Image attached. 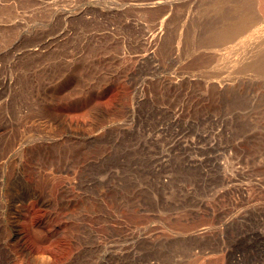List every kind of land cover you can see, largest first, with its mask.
<instances>
[{"label": "rangeland", "instance_id": "obj_1", "mask_svg": "<svg viewBox=\"0 0 264 264\" xmlns=\"http://www.w3.org/2000/svg\"><path fill=\"white\" fill-rule=\"evenodd\" d=\"M263 31L264 0H0V264H264Z\"/></svg>", "mask_w": 264, "mask_h": 264}, {"label": "bare ground", "instance_id": "obj_2", "mask_svg": "<svg viewBox=\"0 0 264 264\" xmlns=\"http://www.w3.org/2000/svg\"><path fill=\"white\" fill-rule=\"evenodd\" d=\"M185 1H187V0H185ZM190 1H192V0H190ZM160 3L159 2H153V3H150V5H152V7L151 6H149V4H144V3H137V4H134V5H132L131 7H133V8H136V9H149V8H154V7H159L160 5H159ZM163 5V4H162ZM259 17V16H258ZM259 19V18H258ZM254 20H256V19H254ZM262 20V19H261ZM260 21V20H259ZM263 21V20H262ZM253 22V21H252ZM256 23V22H255ZM259 22H257V24H258ZM254 24V23H253ZM254 25H256V24H254ZM263 25V24H262ZM261 25V26H262ZM251 26V28L253 27L252 25H250ZM258 26V25H257ZM260 26V25H259ZM249 27V26H248ZM249 29V28H248ZM248 29H245L244 28V30H248ZM256 30V29H255ZM252 32H254V33H256L255 31H252ZM251 32V33H252ZM259 32V31H258ZM257 32V33H258ZM264 32V31H263ZM253 34V33H252ZM259 35V34H258ZM261 35H263V34H261ZM250 36V35H249ZM251 37H252V35H251ZM254 37V36H253ZM261 37V36H260ZM248 40H251V39H248ZM248 40H245V41H248ZM256 43H258V42H256ZM260 43V42H259ZM258 43V44H259ZM25 144H22L21 146H24ZM34 151V150H33ZM37 151H34V152H32V153H36ZM16 227V226H15ZM13 228H14V226H13ZM15 229V228H14Z\"/></svg>", "mask_w": 264, "mask_h": 264}]
</instances>
